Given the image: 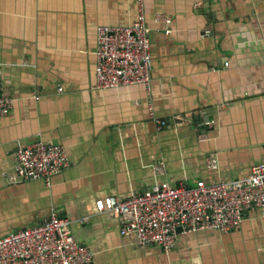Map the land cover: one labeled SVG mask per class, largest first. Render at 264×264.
Listing matches in <instances>:
<instances>
[{"label": "crops", "instance_id": "1", "mask_svg": "<svg viewBox=\"0 0 264 264\" xmlns=\"http://www.w3.org/2000/svg\"><path fill=\"white\" fill-rule=\"evenodd\" d=\"M145 12L151 89L101 90L98 29L133 25L136 0H0V75L15 101L0 120V237L59 215L92 264H264V210L229 233L181 234L166 252L122 236L117 215L96 208L264 164V0H145ZM39 140L71 162L50 185L15 171L18 145Z\"/></svg>", "mask_w": 264, "mask_h": 264}, {"label": "built area", "instance_id": "2", "mask_svg": "<svg viewBox=\"0 0 264 264\" xmlns=\"http://www.w3.org/2000/svg\"><path fill=\"white\" fill-rule=\"evenodd\" d=\"M136 2L138 19L133 25L98 29L97 89L133 85L151 89V33L146 23L145 0ZM163 20L171 23L167 18ZM14 103L0 75V120L10 115ZM158 124L163 128L167 122L159 120ZM70 165L62 144L39 140L18 145L15 151V171L22 181L43 180L50 185L52 178ZM207 165L217 169L218 161L210 158ZM96 208L100 213L111 211L117 215L122 236L133 235L141 247L153 245L169 252L181 234L203 230L229 233L250 213L264 210V164L256 165L248 177L239 180H201L193 187L158 182L126 199H100ZM70 226L68 219L53 215L40 224L0 237V264H92L94 253L76 239Z\"/></svg>", "mask_w": 264, "mask_h": 264}, {"label": "water", "instance_id": "3", "mask_svg": "<svg viewBox=\"0 0 264 264\" xmlns=\"http://www.w3.org/2000/svg\"><path fill=\"white\" fill-rule=\"evenodd\" d=\"M197 121H198V123H199V118H197L196 119ZM205 124H206V126H208V124H209V119L207 118V119H205ZM200 127H202V125L200 124L199 125ZM179 233H181V230H179Z\"/></svg>", "mask_w": 264, "mask_h": 264}]
</instances>
